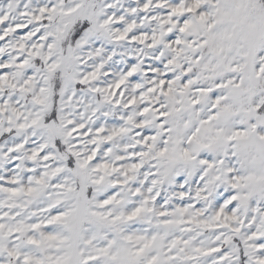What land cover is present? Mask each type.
Here are the masks:
<instances>
[{
  "label": "snow or ice",
  "instance_id": "obj_1",
  "mask_svg": "<svg viewBox=\"0 0 264 264\" xmlns=\"http://www.w3.org/2000/svg\"><path fill=\"white\" fill-rule=\"evenodd\" d=\"M0 264H264V0H0Z\"/></svg>",
  "mask_w": 264,
  "mask_h": 264
}]
</instances>
